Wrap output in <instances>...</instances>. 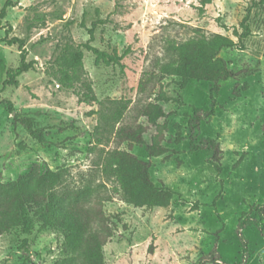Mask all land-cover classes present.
Instances as JSON below:
<instances>
[{
	"label": "rangeland",
	"instance_id": "1",
	"mask_svg": "<svg viewBox=\"0 0 264 264\" xmlns=\"http://www.w3.org/2000/svg\"><path fill=\"white\" fill-rule=\"evenodd\" d=\"M201 1L20 0L7 9L0 25V89L6 78L4 70L15 68L20 54L16 45H6L5 36L23 40L27 61L35 63L17 78L16 85L5 87L0 94V101H9L14 108L10 115L6 105H0L3 183L30 171L64 170L68 186L102 184L105 187L98 195L105 197L111 194L113 184L102 178L98 165L102 151L117 148L130 149L137 158L148 161L152 183L179 194L167 208H137L116 196L104 200L105 215L119 219L112 218L117 229L103 247L105 264H213L209 253L214 246L220 263L241 264L242 246L236 234L239 219L244 215L258 218L255 207L264 204V2L251 10V35L245 49L220 53L232 67L249 68L254 73L220 84L214 95V115L202 121L197 131V139L212 138L220 143V174L207 163L208 151H189L188 116L193 109H211L210 83L189 81L182 87L180 78L167 76L152 89L157 92L161 88L174 99L162 103L166 116L156 123L164 127L166 160L164 156L149 158L144 147L118 144L109 129L96 132L97 127L102 132L101 116L113 108L110 101H130L122 124H146L133 111L142 99L138 84L143 72L163 57L166 40L192 38L193 32L186 28L190 27L236 41L233 29L238 28L251 0H211L200 13ZM4 2L0 0V9ZM93 23V47L109 54H126L120 65H106L83 50L84 80L95 101L80 102L76 92L82 93L83 88L59 86L51 75L52 62L64 43H85ZM14 115L32 119L42 128L41 140L15 126ZM149 128L148 134L153 135L156 127ZM177 130L185 138L178 145L174 143ZM97 137L101 141L94 148ZM195 203L200 206L192 211ZM242 235L247 241L245 264H264V237L253 225L246 226ZM64 255L62 234L42 229L33 217L29 233L16 229L0 236V264H53Z\"/></svg>",
	"mask_w": 264,
	"mask_h": 264
},
{
	"label": "trees",
	"instance_id": "2",
	"mask_svg": "<svg viewBox=\"0 0 264 264\" xmlns=\"http://www.w3.org/2000/svg\"><path fill=\"white\" fill-rule=\"evenodd\" d=\"M19 1L5 0L0 9V25L7 9L15 7ZM210 1H201L200 13L203 12V6ZM263 2L264 0H251V5L247 8L238 28L233 29L236 41L222 34L207 33L190 27L186 28L193 32L192 38L183 41L166 40L163 57L151 69L143 72L138 84L142 99L135 104L133 111L137 118L145 119L146 124L137 122L122 124L125 113L130 109L128 107L130 101H110L113 108L101 116L102 132L97 131L99 129L97 127V134L109 129L118 144L127 142L130 148L132 145H138L144 147L149 158L164 156L166 160L168 150L163 146L164 127L156 123L166 116L162 103L174 99L166 95L161 88L157 92H153L152 89L167 76L180 78L182 87L189 81L207 82L212 84L211 109L209 111L193 109L192 114L188 116L189 151H208L210 156L207 163L217 174H220L223 155L220 143L212 138L197 139V131L202 121L209 120L214 115L216 107L214 95L218 93L220 84L228 80L239 81L254 73L249 68L232 67L230 62L220 56V53L224 50L245 49L244 43L251 35L249 25L251 10ZM95 26L96 23H93L88 29L89 38L85 43L75 45L68 41L59 47L52 62L51 75L59 86L73 90L77 85L83 88L82 93L76 92L80 96V102L95 101L90 84L84 80L83 50L91 53L96 62L106 65H120L126 54V51L121 55L116 52L109 54L93 47L91 43L94 41ZM8 32L6 31V35ZM3 40L8 46L16 45L20 54L18 65L4 70L6 78L2 82L0 94L5 87L16 85L17 78L33 69L35 64L34 61H27L23 40L16 37L8 39L6 36ZM0 70H3L2 63ZM1 104L6 105L8 114H14L11 102L0 101ZM13 124L24 127L31 137L41 140L43 129L36 127L32 119L14 115ZM149 125L156 127L153 135L148 134ZM262 132L264 133V125ZM184 140L185 138L177 130L174 143L178 145ZM100 141L101 137L94 140V148ZM102 155L103 158L98 165L100 175L113 184L111 194L105 197L98 195L99 189L105 187L102 184L94 187L68 186L64 170H46L42 174L30 171L8 183L0 180V236L16 229L29 233L33 217L40 222L42 229L52 228L62 234L65 255L55 260L53 264H105L103 247L112 239L117 229L116 222L112 221V218L117 221L119 219L117 215L113 217L105 215L102 209L104 200L111 201L116 196L124 203L137 208H167L171 200L179 194L164 185H154L149 177V162L137 158L130 149H108L102 151ZM238 165L239 160L234 164V168ZM215 200L212 203L213 207ZM183 204L186 202L183 201ZM199 206L195 203L192 211ZM255 212L258 218L244 215L239 219L236 228L242 246L241 264L247 262V241L242 235V230L246 226L253 225L259 235L264 237V204L256 206ZM217 217L220 218L218 214ZM151 248L149 247V251ZM209 258L213 264H223L216 255L215 246L210 251Z\"/></svg>",
	"mask_w": 264,
	"mask_h": 264
}]
</instances>
